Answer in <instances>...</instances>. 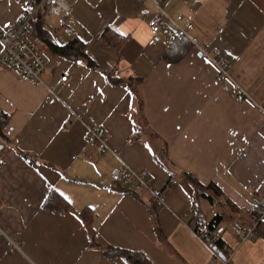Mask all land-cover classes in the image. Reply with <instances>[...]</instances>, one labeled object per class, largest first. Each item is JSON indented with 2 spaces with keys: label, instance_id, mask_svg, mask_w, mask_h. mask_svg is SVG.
I'll return each instance as SVG.
<instances>
[{
  "label": "crops",
  "instance_id": "obj_1",
  "mask_svg": "<svg viewBox=\"0 0 264 264\" xmlns=\"http://www.w3.org/2000/svg\"><path fill=\"white\" fill-rule=\"evenodd\" d=\"M62 1L69 12L44 16L42 29L58 46L80 41L85 57L63 59L32 38L46 63L42 84L0 69V112L10 117L0 139V264H127L105 257L93 239L102 249L141 252L151 264H220L192 230L185 173L222 193L212 205L197 204L206 222L224 216L219 227L232 264H264V220L251 240L236 237L252 223L251 204L264 203V0L164 2L193 26L191 50L175 63L163 59L170 44L151 40L149 3ZM23 5L0 0V29ZM105 31L126 40L114 48ZM215 63L226 66L228 79L220 80ZM232 82L247 93L243 101ZM88 126L108 139L106 153L87 138ZM122 166L147 170L166 200L157 209L158 231L147 210L152 196L136 193L141 203L123 194L131 186L113 184L111 173ZM170 175L175 182L167 187ZM50 190L68 211L44 209ZM86 208L91 223L80 214ZM237 213L243 225L230 231L225 224ZM10 239L20 251L10 252Z\"/></svg>",
  "mask_w": 264,
  "mask_h": 264
},
{
  "label": "built area",
  "instance_id": "obj_2",
  "mask_svg": "<svg viewBox=\"0 0 264 264\" xmlns=\"http://www.w3.org/2000/svg\"><path fill=\"white\" fill-rule=\"evenodd\" d=\"M147 2L152 7V16L147 26L151 40L156 44H171L175 40H190L189 31L193 28L192 24L184 21L183 16H172L164 10L162 4L168 0H138ZM69 12V7L62 0H24L16 20L6 28L0 29V69H8L17 75L25 78L32 84H42V75L46 69V63L27 40V37L34 31V22L39 14L48 17H57ZM196 48L204 55L206 52L199 46ZM207 58V57H206ZM209 58V57H208ZM210 60V59H208ZM219 72L220 80L228 79L226 66L215 63ZM66 76L59 79L66 82ZM49 96H54L53 90L49 89ZM232 94L237 101H243L248 97L238 85L232 82ZM87 138L96 145L99 154H104L109 150L108 139L94 126L86 129ZM113 184L131 186L136 193H149L157 202L159 209L167 208V202L152 187V178L147 170L133 171L126 166L115 169L111 173ZM252 223L248 227L236 230V237L240 244L251 240L256 233L258 224L264 220V203L254 202L249 209ZM193 230V229H192ZM224 230L219 228L212 236L213 241L222 239ZM195 234L201 239V235ZM10 252L20 251L14 239L9 240ZM226 255L224 260L215 254V258L220 264H232V253L227 246L224 247Z\"/></svg>",
  "mask_w": 264,
  "mask_h": 264
},
{
  "label": "trees",
  "instance_id": "obj_3",
  "mask_svg": "<svg viewBox=\"0 0 264 264\" xmlns=\"http://www.w3.org/2000/svg\"><path fill=\"white\" fill-rule=\"evenodd\" d=\"M46 16L45 14H39L34 22V31L27 37V40L31 43L32 46L33 43L31 39H40L42 42H45L47 47L51 50V52L63 59L74 61L77 59H81L85 57L84 54V44L77 40L69 41L64 46H58L55 45L47 32H45L42 29L43 24V17ZM103 37L107 39V41H114V43L111 42L114 48L119 49L124 41L126 40L125 37L120 36H110L108 35V31H105L103 33ZM117 41V43H116ZM35 48V47H34ZM36 50V48H35ZM191 50V44L188 40H175L173 43H171L164 54L163 59L170 63H175L180 61L189 51ZM37 51V50H36ZM38 52V51H37ZM107 81H109L110 84L115 85L119 83L117 81V78L112 77L110 75H106ZM136 96V95H135ZM137 97V96H136ZM9 115L0 112V139L5 140V137L3 135L4 127L7 125V122L9 121ZM157 159V157H155ZM185 179L190 183L192 190H193V202L190 209L191 214V220L195 218L197 222L192 225L193 231L197 232L199 235H201V239L203 242L208 245L212 250H214L217 254L226 255V251L224 247L226 246L225 243L222 241V239L213 241L212 236L215 234V231L221 227L219 225L223 223L225 220L224 216L220 214H215L210 221H204L201 213L199 212L198 208V201L197 199H203L207 201L210 205L213 204L214 200L218 199L222 196V193L215 187L213 184H209L208 186H203L200 184L197 179L190 175V174H183ZM175 178L173 175H170L169 181L167 182V187L172 185ZM116 186H120L122 184H115ZM125 186V185H124ZM210 192V193H207ZM124 195H129L133 198H135L138 202L142 201L137 198L136 192L133 190L124 189L123 190ZM141 194V193H139ZM151 204L147 205V210L149 213L153 215V218L155 219V224L157 226L156 231H158V224H157V209L159 208L157 202L151 198L150 199ZM43 207L46 210H53V211H62L66 212L70 209L69 204L66 202V200L61 197L59 194L53 192V190H50L48 193L44 203ZM154 209V210H153ZM200 213V214H199ZM83 216V219L87 223H91L93 221V215L89 211V209H84L81 213ZM252 222V221H251ZM261 223L258 224V226ZM224 230V228H222ZM258 230V228L256 229ZM90 245L94 248L100 249L102 254L107 257L108 259H114V258H121L123 259L127 264H151V262L146 258L144 254L141 252L136 251H127L122 249L113 248L111 246L106 247L105 249H102L101 246H99L97 243L94 242V239L90 242Z\"/></svg>",
  "mask_w": 264,
  "mask_h": 264
},
{
  "label": "rangeland",
  "instance_id": "obj_4",
  "mask_svg": "<svg viewBox=\"0 0 264 264\" xmlns=\"http://www.w3.org/2000/svg\"><path fill=\"white\" fill-rule=\"evenodd\" d=\"M136 121H138V123H140L139 119H137ZM140 125H141V124H140ZM158 157H159L160 160L163 158V157L160 156V155H158ZM241 219H243L242 215L237 213V214L235 215V219H234V221L230 222L228 225L225 224V226H226L227 229H229L230 231H233V230L236 229L237 226H238V227H241V225H243V224L241 223ZM246 226H247V225H246ZM238 227H237V228H238ZM261 236H262V235L259 234L258 237H261Z\"/></svg>",
  "mask_w": 264,
  "mask_h": 264
},
{
  "label": "water",
  "instance_id": "obj_5",
  "mask_svg": "<svg viewBox=\"0 0 264 264\" xmlns=\"http://www.w3.org/2000/svg\"><path fill=\"white\" fill-rule=\"evenodd\" d=\"M218 257L221 259V260H224V256L222 254H218Z\"/></svg>",
  "mask_w": 264,
  "mask_h": 264
}]
</instances>
